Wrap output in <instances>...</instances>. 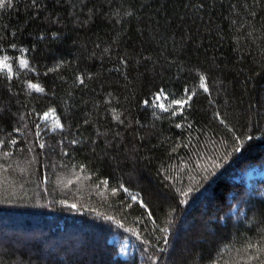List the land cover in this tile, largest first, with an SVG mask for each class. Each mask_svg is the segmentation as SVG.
<instances>
[{"label":"trees","instance_id":"obj_1","mask_svg":"<svg viewBox=\"0 0 264 264\" xmlns=\"http://www.w3.org/2000/svg\"><path fill=\"white\" fill-rule=\"evenodd\" d=\"M4 57L0 264H264V0H3Z\"/></svg>","mask_w":264,"mask_h":264},{"label":"rangeland","instance_id":"obj_2","mask_svg":"<svg viewBox=\"0 0 264 264\" xmlns=\"http://www.w3.org/2000/svg\"><path fill=\"white\" fill-rule=\"evenodd\" d=\"M157 100L161 101L160 97H157ZM258 179H264V167L262 169H251L244 174V181L246 182L247 186H250L253 181ZM110 242L118 243V257L121 259H126L133 252L134 243L129 238L120 240L117 237H113Z\"/></svg>","mask_w":264,"mask_h":264},{"label":"snow or ice","instance_id":"obj_3","mask_svg":"<svg viewBox=\"0 0 264 264\" xmlns=\"http://www.w3.org/2000/svg\"><path fill=\"white\" fill-rule=\"evenodd\" d=\"M9 2H10V0H9ZM2 3H3V0H0V5H2ZM7 59H8L7 57H4V60H3V61H0V66H4V64H5V62L7 61ZM20 65H21V66H26V65H27V61H25V60H20ZM201 81H202V83H201V87H203L204 90L207 91V90H208L207 87L203 84V77H201ZM28 88L31 89V90H35V91H37V92H42V91H43V89L40 88V87H39L38 85H36V84H29V85H28ZM191 99H192V96L189 95V96L187 97L186 100L175 101V103L178 104L180 107H183V106H184L185 104H187L188 101L191 100ZM48 115H49V114H45V116L43 117V119H47V118H48ZM56 127H60L59 123L56 124ZM135 199H136V197H133V200H135ZM141 206H143V204H142Z\"/></svg>","mask_w":264,"mask_h":264}]
</instances>
